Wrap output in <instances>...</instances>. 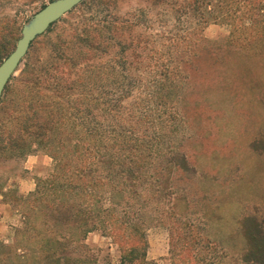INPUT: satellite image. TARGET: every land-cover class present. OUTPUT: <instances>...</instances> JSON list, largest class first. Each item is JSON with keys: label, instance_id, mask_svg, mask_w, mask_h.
<instances>
[{"label": "trees", "instance_id": "obj_1", "mask_svg": "<svg viewBox=\"0 0 264 264\" xmlns=\"http://www.w3.org/2000/svg\"><path fill=\"white\" fill-rule=\"evenodd\" d=\"M120 1L83 0L68 13L73 22L51 39L53 24L31 44L20 79L8 83L0 101L2 151L16 159L41 151L52 160L50 174L22 201L26 231L38 233L33 220H42L35 264H99L92 254L69 251L98 231L117 245L120 264H140L155 225L168 228L178 264H213L214 243L182 221L172 185L175 171L194 173L170 146L178 81L203 31L230 26L254 0H149L181 31L154 30L162 21L150 15L151 4L121 16ZM41 38L47 41L38 52ZM63 227L66 233L57 232ZM241 231L246 246L237 261L264 264V222L247 217Z\"/></svg>", "mask_w": 264, "mask_h": 264}, {"label": "rangeland", "instance_id": "obj_2", "mask_svg": "<svg viewBox=\"0 0 264 264\" xmlns=\"http://www.w3.org/2000/svg\"><path fill=\"white\" fill-rule=\"evenodd\" d=\"M49 2L0 0L2 57L15 48L22 26ZM150 4L149 0H121L118 12L126 17L130 11ZM163 9L151 4L150 15L162 21L153 29L181 31L183 27L174 23L171 13L164 16ZM240 11L230 20V26H208L202 33L204 40L197 41L193 49L192 60L182 65L176 94L178 130L170 143L194 170L175 171L172 175L178 213L182 221L196 225L198 236L214 243L208 252L213 264H240L237 260L246 246L241 223L247 217L264 222V0L245 3ZM72 22L73 15H64L49 37L53 39ZM140 30L149 28L141 25ZM46 41L41 38L33 49L41 51ZM22 67L10 81L20 79ZM1 147L0 201L10 204L18 217L7 222L10 227L14 224L16 231L8 229L3 235L14 237L15 242L10 250L0 247V256L9 258L0 264H35L42 220H33L38 233L25 230L22 201L27 195L19 190L22 182L33 179L35 185L37 178L48 176L52 160L41 151L35 152L29 156H46L49 164L27 170L29 156L9 158ZM65 231L64 227L57 229L59 233ZM146 240L147 255L140 264H178L171 255L149 259L150 247L161 252L164 244H169L166 226H151ZM69 251L74 255L92 254L99 264H120L117 245L101 231L70 244Z\"/></svg>", "mask_w": 264, "mask_h": 264}, {"label": "water", "instance_id": "obj_3", "mask_svg": "<svg viewBox=\"0 0 264 264\" xmlns=\"http://www.w3.org/2000/svg\"><path fill=\"white\" fill-rule=\"evenodd\" d=\"M83 0H53L36 12L21 28L15 48L0 63V101L18 67L26 57L31 44L64 15L75 9Z\"/></svg>", "mask_w": 264, "mask_h": 264}, {"label": "crops", "instance_id": "obj_4", "mask_svg": "<svg viewBox=\"0 0 264 264\" xmlns=\"http://www.w3.org/2000/svg\"><path fill=\"white\" fill-rule=\"evenodd\" d=\"M48 158L46 156H29L28 159L25 162V168L27 170H31L34 166L38 164H43V165H48ZM34 180H28L25 182L21 183V187L19 192L24 195H28L31 192L34 191ZM15 217H18L17 215H14V212L12 210V206L10 204H7L6 202L0 201V247H11L12 244L15 242L14 237H4V232L7 231L8 229H13V232L16 231L10 223H7L9 220L12 221L15 219ZM21 248H18V251H20ZM150 253H149V259H156L157 257H164L167 258L170 256V246L167 243L166 245L164 244V247L162 248V251L160 252L159 250H156L153 246L150 247ZM0 258H2L0 256ZM166 261V260H165Z\"/></svg>", "mask_w": 264, "mask_h": 264}]
</instances>
